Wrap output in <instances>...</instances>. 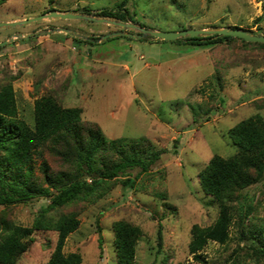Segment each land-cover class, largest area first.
<instances>
[{
	"label": "rangeland",
	"instance_id": "rangeland-1",
	"mask_svg": "<svg viewBox=\"0 0 264 264\" xmlns=\"http://www.w3.org/2000/svg\"><path fill=\"white\" fill-rule=\"evenodd\" d=\"M121 1L6 0L0 5V22L31 19L51 9L98 16V10L115 8ZM125 7L136 22L131 23L145 29L232 26L264 36V0H126ZM59 29L70 33L54 32ZM120 31L71 19L1 27L0 43L13 41L0 47V88L12 86L16 117L29 127L34 102L52 96L63 108L81 109L82 123L97 126L106 138L127 140L126 151L130 146L143 153L166 150L147 172L134 168L111 181L100 199L60 210L75 213L79 222L64 241V254H79L80 264H117L113 224L124 221L141 231L133 264H196L187 250L190 230L210 226L219 212L201 190L198 174L214 155L236 153L230 128L255 114L264 117V43L235 38L208 46L150 38L100 40ZM35 159L36 167L46 160L53 172L66 170L47 151ZM35 174L40 175L37 168ZM127 178L132 187L124 185ZM241 194L234 206L251 204L252 220L264 225V182ZM48 204L47 198L36 197L8 209L0 206V215L30 227ZM230 234L226 245L208 242L204 247L208 264H233L234 250H244L248 241H239L233 226ZM33 239L16 264H45L57 234L39 232Z\"/></svg>",
	"mask_w": 264,
	"mask_h": 264
},
{
	"label": "trees",
	"instance_id": "trees-1",
	"mask_svg": "<svg viewBox=\"0 0 264 264\" xmlns=\"http://www.w3.org/2000/svg\"><path fill=\"white\" fill-rule=\"evenodd\" d=\"M5 1L0 0V5ZM125 6L126 0H122L115 8L98 10V14L136 23ZM117 38L133 40L130 37L113 39ZM232 39L207 36L175 43L208 46ZM16 113L12 86L4 85L0 88V206L8 209L36 197L47 198L49 204L39 211L30 227L16 226L4 218V213L0 215V264H16L34 241L33 236L46 231L56 233L57 239L45 264H80L79 254L62 252L66 237L78 228L79 222L75 213L60 210L77 202L100 199L111 181L134 168H139V173L147 172L166 150L143 153L130 146V151H126L127 140L106 138L97 126L82 123L81 109L63 108L52 96H43L34 102L32 127L18 119ZM228 137L236 153L227 158L214 155L198 174L204 195L218 206V217L210 226H192L188 254L196 264H208L202 250L208 242L219 245L230 242L233 226L235 237L249 242L244 250L240 247L234 250L230 258L233 264L264 263V225L259 227L252 220L251 204L234 206L242 199L243 189L264 182V117L255 114L240 121L228 130ZM45 151L61 160L66 170L53 172L46 160L36 167L35 157L42 159ZM114 155L119 158L115 160ZM36 168L40 175L35 174ZM123 183L133 186V180L128 178ZM113 233L116 263L133 264L140 229L117 221L113 224ZM161 245L159 225L158 251Z\"/></svg>",
	"mask_w": 264,
	"mask_h": 264
},
{
	"label": "water",
	"instance_id": "water-1",
	"mask_svg": "<svg viewBox=\"0 0 264 264\" xmlns=\"http://www.w3.org/2000/svg\"><path fill=\"white\" fill-rule=\"evenodd\" d=\"M45 19H71V20H81L85 23H100L110 26H114L121 30L120 32H114L111 34L103 35L100 40H106L114 37H130L134 39H144L150 38L153 40H162V41H176V40H185L198 37H207V36H216V37H232L243 40L249 43H264L263 35H254L250 32L243 31L241 29H235L231 27L226 28H213V29H186L178 32H160L156 30L145 29L143 27L136 26L133 23H123L117 19L106 17V16H91L90 14H76L68 12H57L52 11L48 14H42L37 17L26 19L22 21L14 22H0L1 27H18L25 24H32L36 22L43 21ZM65 32L69 34L68 30L59 29L54 30V32ZM126 31H131L130 33ZM75 35V34H73ZM76 36V35H75ZM21 38V36H19ZM13 39L10 38L8 41H3L0 43V47L4 46L8 42H12Z\"/></svg>",
	"mask_w": 264,
	"mask_h": 264
}]
</instances>
